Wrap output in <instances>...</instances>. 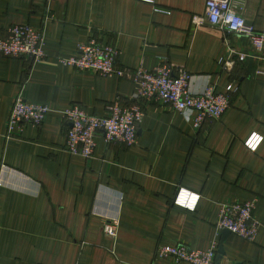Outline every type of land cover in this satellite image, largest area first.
<instances>
[{
  "label": "crops",
  "instance_id": "obj_1",
  "mask_svg": "<svg viewBox=\"0 0 264 264\" xmlns=\"http://www.w3.org/2000/svg\"><path fill=\"white\" fill-rule=\"evenodd\" d=\"M243 2L245 19L264 31V0ZM206 8L207 0H0V38L31 25L43 30L47 53L35 63L0 53V264H192L159 257L158 247L207 250L215 240L222 264H264V48L198 24ZM92 37L116 45L125 70L168 62L193 76L194 91L232 85L231 107L196 128L193 111L135 100L128 77L58 61ZM19 95L51 107L43 124L9 131ZM117 100L144 110L137 142L99 133L93 157L68 153L61 112L79 104L102 117ZM253 133L263 136L256 150L246 145ZM183 191L199 197L194 207L175 202ZM231 200H256L255 241L217 229ZM109 218L119 220L116 237L104 231Z\"/></svg>",
  "mask_w": 264,
  "mask_h": 264
},
{
  "label": "built area",
  "instance_id": "obj_2",
  "mask_svg": "<svg viewBox=\"0 0 264 264\" xmlns=\"http://www.w3.org/2000/svg\"><path fill=\"white\" fill-rule=\"evenodd\" d=\"M243 0H207L206 13L197 17L198 24L217 27L227 34L248 37L255 49L264 48V31H258L242 14ZM0 53L6 57L28 59L33 63L47 57L44 32L31 25H12L6 37L0 38ZM119 50L116 45L100 41L94 37L78 45L77 55L58 57V61L80 71H91L104 77H128L136 84L135 100L159 101L175 111L195 112L194 126L200 128L206 121L221 118L232 104L235 88L230 85L226 92H218L216 85L208 83L202 91L192 89L193 76L185 69L174 70L168 63H161L153 69L140 66L135 70H125L118 66ZM245 59L244 54L239 55ZM220 63L232 65L231 59L222 58ZM45 103L30 102L19 95L14 102L8 121L9 131L23 130L27 124L41 125L51 111ZM109 114L97 116L89 114L81 105L75 104L63 110L64 119L70 123L65 150L71 155L91 158L97 146V137L103 133L111 142H122L128 146L137 142L139 125L144 110L139 103L123 106L120 100L108 107ZM263 136L253 133L246 141L251 150H256ZM199 197L190 192H180L175 202L185 207H194ZM256 200L241 202L231 200L221 204L217 221L219 231L231 233L249 241H255L260 229V221L255 215ZM119 230L118 219H108L104 231L116 237ZM218 241L207 250L190 249L184 245H160L159 257L171 256L178 261L192 264H216Z\"/></svg>",
  "mask_w": 264,
  "mask_h": 264
},
{
  "label": "water",
  "instance_id": "obj_3",
  "mask_svg": "<svg viewBox=\"0 0 264 264\" xmlns=\"http://www.w3.org/2000/svg\"><path fill=\"white\" fill-rule=\"evenodd\" d=\"M224 233L227 234V233H231V232L229 230H224ZM224 255H225V251H224L223 247H220L218 249L216 264H222V258L224 257Z\"/></svg>",
  "mask_w": 264,
  "mask_h": 264
}]
</instances>
